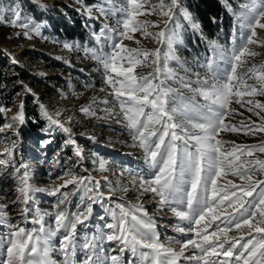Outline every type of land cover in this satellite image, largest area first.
<instances>
[{
	"label": "rangeland",
	"instance_id": "rangeland-1",
	"mask_svg": "<svg viewBox=\"0 0 264 264\" xmlns=\"http://www.w3.org/2000/svg\"><path fill=\"white\" fill-rule=\"evenodd\" d=\"M233 14L244 41L206 80L183 0H0V264H264V0ZM37 192L61 206L31 226Z\"/></svg>",
	"mask_w": 264,
	"mask_h": 264
},
{
	"label": "trees",
	"instance_id": "trees-1",
	"mask_svg": "<svg viewBox=\"0 0 264 264\" xmlns=\"http://www.w3.org/2000/svg\"><path fill=\"white\" fill-rule=\"evenodd\" d=\"M183 1L187 8L193 13L196 22V25H192L187 21L185 22L189 41V45L185 48V52L190 57L191 61L190 64L184 65V67L190 69L194 73L207 69L206 76L204 77L206 80L211 79V73L217 78L224 79V73L229 67V52H236L244 41L241 28L236 23L233 14V5L239 0ZM71 31L73 32L69 25L63 27L64 35L72 34ZM57 33L59 34L58 30ZM15 78L4 76L0 71V100H2L3 88L7 83L15 80ZM182 101L186 103V100ZM186 104L188 108H185V112H189V110L194 112L197 110L196 104ZM5 105L4 109H8L12 104L8 102ZM2 107L3 104L0 102V109ZM1 111L2 110H0V125L3 124L1 120L3 117ZM186 116L189 115L186 114ZM35 126L36 125H33V127ZM171 142L172 141L169 139L166 140L164 146L160 150V155H166L168 149L176 154L177 148L173 149V144ZM262 191L263 189L260 188L256 192L255 197H260Z\"/></svg>",
	"mask_w": 264,
	"mask_h": 264
},
{
	"label": "built area",
	"instance_id": "built-area-1",
	"mask_svg": "<svg viewBox=\"0 0 264 264\" xmlns=\"http://www.w3.org/2000/svg\"><path fill=\"white\" fill-rule=\"evenodd\" d=\"M70 151V149H63V150H57V155L60 157L63 154H66ZM80 186L79 187H75L72 194H70L69 197V206H72L74 204H76L77 199H79L78 193L80 191ZM38 196L35 194H31L32 197H29L28 199L30 201H28V204L26 205V209L25 210H21L20 213H17V217L20 220H24L26 222L27 225H37L35 223V211L36 212H47V211H52V210H56L61 206V203H59V201L61 200V198H55L54 196H49L47 194H43L40 192H37ZM101 198V197H100ZM5 231V230H4Z\"/></svg>",
	"mask_w": 264,
	"mask_h": 264
},
{
	"label": "bare ground",
	"instance_id": "bare-ground-1",
	"mask_svg": "<svg viewBox=\"0 0 264 264\" xmlns=\"http://www.w3.org/2000/svg\"><path fill=\"white\" fill-rule=\"evenodd\" d=\"M57 123H58V121L56 122V121H53V120H52V122H50V124L52 126H55ZM103 137H105V136H101V134L96 135V139H98V140L103 139ZM43 259L44 258L41 256V253H40V250H39V251H36L35 253H33L31 255H27V253H24V256H23V259H22V261H23L22 263L25 264L29 260H34V261L38 262L39 264H46Z\"/></svg>",
	"mask_w": 264,
	"mask_h": 264
},
{
	"label": "water",
	"instance_id": "water-1",
	"mask_svg": "<svg viewBox=\"0 0 264 264\" xmlns=\"http://www.w3.org/2000/svg\"><path fill=\"white\" fill-rule=\"evenodd\" d=\"M264 182V180H262V182L261 183H263Z\"/></svg>",
	"mask_w": 264,
	"mask_h": 264
},
{
	"label": "crops",
	"instance_id": "crops-1",
	"mask_svg": "<svg viewBox=\"0 0 264 264\" xmlns=\"http://www.w3.org/2000/svg\"><path fill=\"white\" fill-rule=\"evenodd\" d=\"M198 105H200V104H198Z\"/></svg>",
	"mask_w": 264,
	"mask_h": 264
}]
</instances>
